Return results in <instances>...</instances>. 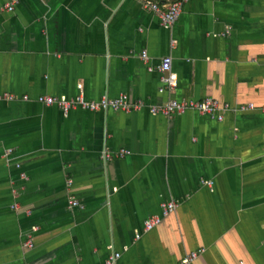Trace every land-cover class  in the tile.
I'll use <instances>...</instances> for the list:
<instances>
[{
  "label": "crops",
  "instance_id": "1",
  "mask_svg": "<svg viewBox=\"0 0 264 264\" xmlns=\"http://www.w3.org/2000/svg\"><path fill=\"white\" fill-rule=\"evenodd\" d=\"M11 1L0 0V97L16 98L0 102V264H182L195 252L191 264H264V0H189L172 27L143 4L178 0H16L8 12ZM163 57L178 86L159 93ZM80 94L146 107L66 115L35 101ZM205 98L230 105L223 121L148 111ZM168 202L177 210L145 232Z\"/></svg>",
  "mask_w": 264,
  "mask_h": 264
},
{
  "label": "built area",
  "instance_id": "2",
  "mask_svg": "<svg viewBox=\"0 0 264 264\" xmlns=\"http://www.w3.org/2000/svg\"><path fill=\"white\" fill-rule=\"evenodd\" d=\"M189 0H178L169 2L168 5L162 9L158 4L153 2L144 3L145 9L156 14L160 20V24L163 27H172L179 20L184 5L188 3ZM17 4L16 0L9 2L4 9L8 12H12L14 5ZM142 58L147 59V52H142ZM152 70L151 67L148 68ZM157 71L161 73L160 82L162 88L159 93H162L165 89H175L178 86V79L175 73L171 72V58L163 57L160 63L157 65ZM165 73H167L165 75ZM82 87L80 86V89ZM16 98L10 95H3L0 97V102L2 101H14ZM23 101L27 102L30 99L26 96L23 97ZM36 103L45 107H58L63 111L64 114H68L71 111L77 109H83L89 112H100V111H114L123 113H136L142 111L146 105L142 100L131 101L127 95H121L116 99H110L107 97L101 98L98 101H86L84 96L80 94L76 98L69 99L67 97H55V96H39L36 98ZM230 105L221 104L218 100L213 98H205L201 101H179V100H169L166 103L159 105H149L148 111L152 115H160L163 117H170L175 115L185 114L186 112L193 111L201 115L209 116L219 122L224 120L225 114L230 110ZM255 106L252 104L240 105L238 106V112L252 111ZM264 111V106L260 108ZM10 152V151H8ZM127 155L125 151H121L117 157L122 158ZM106 158L111 159V155H107ZM73 206H78L77 201H73ZM16 207V206H14ZM178 206L173 204V202H168V204L161 205V217L148 219L144 224V231L149 232L156 226H158L163 218H166L173 211H176ZM29 214V212H27ZM37 227H31V235L27 237L25 246L29 249L33 248L32 245V235L37 232ZM135 238H139L137 234ZM203 252V251H200ZM198 252L191 253L184 257L182 264H191L198 257ZM120 258L119 253L110 254L106 260L105 264H115Z\"/></svg>",
  "mask_w": 264,
  "mask_h": 264
}]
</instances>
